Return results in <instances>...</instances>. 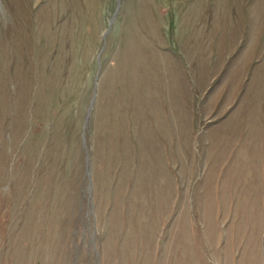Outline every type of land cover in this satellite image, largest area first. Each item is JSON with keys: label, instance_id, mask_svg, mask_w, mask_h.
I'll return each mask as SVG.
<instances>
[{"label": "rangeland", "instance_id": "1", "mask_svg": "<svg viewBox=\"0 0 264 264\" xmlns=\"http://www.w3.org/2000/svg\"><path fill=\"white\" fill-rule=\"evenodd\" d=\"M0 264H264V0H0Z\"/></svg>", "mask_w": 264, "mask_h": 264}, {"label": "water", "instance_id": "2", "mask_svg": "<svg viewBox=\"0 0 264 264\" xmlns=\"http://www.w3.org/2000/svg\"><path fill=\"white\" fill-rule=\"evenodd\" d=\"M90 109V108H89Z\"/></svg>", "mask_w": 264, "mask_h": 264}]
</instances>
